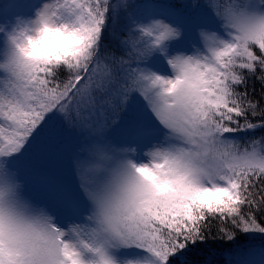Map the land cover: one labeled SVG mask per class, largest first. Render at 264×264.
<instances>
[{
    "label": "snow or ice",
    "instance_id": "1",
    "mask_svg": "<svg viewBox=\"0 0 264 264\" xmlns=\"http://www.w3.org/2000/svg\"><path fill=\"white\" fill-rule=\"evenodd\" d=\"M34 7L0 62V264H236L198 249L264 238V0Z\"/></svg>",
    "mask_w": 264,
    "mask_h": 264
},
{
    "label": "rangeland",
    "instance_id": "2",
    "mask_svg": "<svg viewBox=\"0 0 264 264\" xmlns=\"http://www.w3.org/2000/svg\"><path fill=\"white\" fill-rule=\"evenodd\" d=\"M36 2L37 0H0V62L5 60L9 52V48L6 44L8 33L17 30L21 21H27L35 18L36 8L34 5ZM152 2L153 0H141L142 5L146 8H163L167 4ZM55 147L57 150L60 148L58 144ZM140 159L144 160L146 158L141 157ZM45 168L58 183L68 187L73 192L78 190L76 178L72 173H70L66 160L63 163L51 160L45 165ZM35 194L53 208H59L60 201L58 194L54 190L44 187L42 189L37 186ZM59 219L61 223H64L66 217L60 213ZM118 255L122 258H135L137 256V251L135 249L122 250L118 253ZM251 264H263V262L258 257Z\"/></svg>",
    "mask_w": 264,
    "mask_h": 264
},
{
    "label": "trees",
    "instance_id": "3",
    "mask_svg": "<svg viewBox=\"0 0 264 264\" xmlns=\"http://www.w3.org/2000/svg\"><path fill=\"white\" fill-rule=\"evenodd\" d=\"M168 2L169 0H153L152 3ZM176 2H182V0H176ZM237 135L243 139L242 135ZM58 146L61 147L59 144ZM198 251L201 254L204 251L210 252L212 258L218 262L229 259L230 262L235 260L236 264H251L257 256H260L261 261L264 263V238L259 236L245 237L239 240L238 243L230 245H226L223 241H208L206 244L201 245Z\"/></svg>",
    "mask_w": 264,
    "mask_h": 264
},
{
    "label": "clouds",
    "instance_id": "4",
    "mask_svg": "<svg viewBox=\"0 0 264 264\" xmlns=\"http://www.w3.org/2000/svg\"><path fill=\"white\" fill-rule=\"evenodd\" d=\"M6 44H7L8 48H9V52H11L13 49H12V46H11L10 37L7 38Z\"/></svg>",
    "mask_w": 264,
    "mask_h": 264
}]
</instances>
